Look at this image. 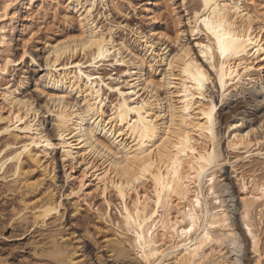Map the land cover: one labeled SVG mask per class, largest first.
Returning <instances> with one entry per match:
<instances>
[{
    "label": "bare ground",
    "instance_id": "6f19581e",
    "mask_svg": "<svg viewBox=\"0 0 264 264\" xmlns=\"http://www.w3.org/2000/svg\"><path fill=\"white\" fill-rule=\"evenodd\" d=\"M19 1L22 4L23 0L6 2H11L13 6ZM166 1L173 8V0ZM110 2L118 15L127 17L128 8H120L114 1ZM235 3L242 10L234 13L237 15L236 25H245L247 21L243 13H248L252 17V34L259 32L257 44L264 46V3L257 5L252 0H235ZM157 4V0H147L136 7L142 9L144 18L150 23L149 30L145 31L141 25H133L129 21H108L111 16V10L106 11L109 0H69L66 6L70 11V20L78 28L68 29L47 43L42 59L47 73L42 74L37 83L34 82L37 86L35 90L42 89L40 93L46 97L44 106L37 103V96L33 98V94H26L29 84L27 72L18 76L16 73V79L10 80L13 67L44 65L26 50L21 51L19 58L15 53L18 59L12 55L14 48H11L12 41L7 35V23H12V7L0 19V67L9 59L13 61L5 71L0 72V80L10 81L0 94V183H3L0 187H5L6 199L14 196L21 204L11 207L7 226L19 227L21 236L33 235L28 243L32 264H89L94 258L93 250L97 248H91L92 245L85 243L81 235L78 238L80 241L75 243L71 240L72 236L68 238L62 232L66 209L58 192L60 176L56 170L59 162L71 163L72 167L80 163L83 168L79 176L72 173V168L67 172V178L78 183L72 191L75 195L70 194L77 198L72 218L83 215V204L89 205L90 198L98 197L103 201L105 208L97 210L96 219L113 228V233L106 236L104 242L108 258L113 263L132 264L135 261L136 264H145L140 258L141 251H159L161 255L154 257L159 264H264V192L260 191L264 188V179L255 176L256 169L254 173L252 167L253 172L250 171L253 175H247L250 171H246V174L238 176L237 191L233 180L235 175L231 177L227 174L230 159L225 156L226 151L235 156L236 164L232 166L234 171L231 173L236 175L238 168L243 170L247 165L254 164L256 159L262 160L264 166V51L255 52L257 44H253L248 46L247 55L234 57L237 65L234 72L244 68L248 71L238 78L236 84L226 81L221 92L211 83H205L203 95L206 99L200 102L201 93L190 77L180 78L182 74L178 66L190 58L205 67L206 61L201 63L204 57L197 55L199 49L188 46L192 37L191 26L186 22L201 8L202 0H182L180 6L186 15L182 18L176 16L174 28L169 30L159 27ZM103 19L108 22L106 26L101 23ZM119 32H129L126 36L133 35L134 44L138 43V46L135 47L130 42L132 39L129 41ZM93 35L99 38V43L86 48L85 44ZM196 39L204 38L198 33ZM25 52L27 55H24ZM179 53H183L179 59L172 58ZM83 60L86 62L83 63ZM103 66L122 68L117 79L122 83L118 82L116 86L106 83L100 75ZM210 68L211 65L205 71L211 81L216 74ZM230 69H233L232 63L224 71L227 73ZM245 77L248 79L245 80ZM186 86L194 99L180 95ZM113 88L119 91H112ZM109 91L115 100L108 99ZM181 101H186L187 112L182 111ZM209 102L216 105L213 137L199 127L204 122L203 113ZM131 108L135 111H128ZM137 113L145 120L153 121L151 127L154 131L150 138L141 141L145 147L157 144L164 136L168 137L163 147L157 148L152 157L145 159L156 162L159 156H164V163L169 166L170 161L175 160L181 173L179 179L187 184L182 192L177 191L178 184L173 185L171 194L163 188L157 189L151 176L141 174L142 162L129 163L121 157V163L129 164L127 172L124 168H114L109 162L113 153L120 156L117 149L121 145L138 147L133 139L134 136L139 139L135 129L144 125L136 123L129 127L131 121L138 120ZM121 115L124 116L123 124L118 122ZM122 129L124 131L118 135ZM187 141L193 142L198 156L212 160L213 165L194 162L191 152L186 159ZM177 145H180L179 156L174 155ZM138 150L143 152L144 149ZM244 161L247 164H242ZM188 165L196 170L194 181L186 179ZM30 167L40 173L38 178L32 175ZM201 167L205 169L203 173L199 172ZM106 169L109 170L107 175ZM158 169L159 164L157 169L151 170L152 174L157 175ZM157 190L162 193L159 197L155 194ZM38 192H41V198L32 204L27 202V194L36 195ZM197 194L201 200L199 207L193 203ZM109 195H113L117 202V221L112 217L113 202ZM157 199L160 200L158 209L155 204ZM216 199L220 200L219 205L215 203ZM125 205L128 212L123 211ZM133 205L139 208L141 221L145 214L156 211L149 221H157L152 229L149 249L142 250L137 243V235L126 227L128 221L125 216L134 211ZM193 220L196 223L193 232L179 235L181 230L191 226ZM144 227L147 228V224ZM171 227H176L177 231L172 232ZM205 232L211 239L204 236ZM140 235L143 240L149 239L144 233ZM234 243L238 251L233 247ZM201 244L202 248L199 247Z\"/></svg>",
    "mask_w": 264,
    "mask_h": 264
},
{
    "label": "rangeland",
    "instance_id": "374dc122",
    "mask_svg": "<svg viewBox=\"0 0 264 264\" xmlns=\"http://www.w3.org/2000/svg\"><path fill=\"white\" fill-rule=\"evenodd\" d=\"M6 1H9V0H0V6L3 4V2L5 3ZM29 1H30V3H29ZM110 1H114L116 6L119 5L118 7L123 6V8H126V9L128 8L127 9V15H126L127 17H125L123 15L122 16L118 15L119 13L117 11H114V8L112 6V2H110ZM146 1L147 0H109V8H107L106 11H108L110 9L111 10L110 11L111 16H109L108 21L110 20V21H114V22H123L125 20V21H129V23H132L133 25H138V26L141 25L140 27L142 28V30L145 29V31H148L150 28L149 21L146 20V18H144V14L142 12V9H136L137 6L141 5L142 3L146 2ZM16 3L13 5L14 7L12 6V8H11L13 11L10 10L11 14H13V12H14V14L16 16L13 14L14 18H12L11 14H10V22L12 20V23H7L8 26L10 25L9 27L6 24L7 30H8V32H7L8 38H11L10 41H12L11 48L12 47L14 48V52L11 49V52H13L12 55L14 54L13 56H15L17 54V56H18L19 54H21L23 52V50H26L28 53L31 52L34 57L36 56V58H38V61L39 62L41 61V63L44 65L43 60H44V57H45L44 55L46 54V50H47V48H46L47 43H50L56 37L64 34V32L66 33L67 31L72 30L76 27L78 28V25L70 20V16H69L70 11L67 9V6H66V5H68L69 0H54V1L53 0H45V2H44V0H42V1L41 0H23L22 4L20 1L17 3V5H16ZM42 3H44V4H42ZM157 3H158L157 5H158L159 19H160L159 27L162 29H165V30L173 29L174 25H175V17L181 16V18H182L184 15H186V14H184L185 13L184 8L180 6V4L182 3V0H173V3H172V4H174L173 8L171 7V4H169L166 0H157ZM255 3L257 5H259L262 2H261V0H255ZM30 4H31V6H30ZM24 5H26V6H24ZM28 5H29V7H28ZM39 5L40 6L42 5V8H40ZM42 9H43V11H42ZM135 9H136V12H135ZM25 17H26V19H24ZM13 19H14V21H13ZM101 23L106 26V24L108 22L103 19V20H101ZM11 26H12V30H10ZM127 33H129V32H119V35H125L126 36ZM126 37H128L129 41L132 39L130 42L135 47L138 46V43L134 44L135 37H133V35H129ZM17 56H15V58H17ZM40 57H41V59H40ZM18 58H19V56H18ZM29 60L27 59V61H29ZM85 62H86V60H83V63H85ZM38 64H40V63H38ZM21 66L22 67L19 66V67H13L14 69L12 68L10 80L16 79V77L18 75H20L19 73H21V72H27L28 76H29V84H28V86H26V88L28 90L25 89L26 94L28 93L29 96H30V94H33V96H34V97L32 96L33 98H35V96H37L38 98L37 97L35 98L37 103L41 106L42 105L44 106L45 103H47L46 97L43 96V93H40L42 91V89L40 90L38 88L39 90H35L37 88L35 83H37L39 81L42 74L44 76V74L47 73L46 68L44 69L45 65L43 67H39L38 65L31 66V64H28L26 66L27 69H26V67H24V64ZM21 69H24V70L21 71ZM37 70H39V71H37ZM120 70H122V68L119 69V68H115V67L103 66L101 68L100 75L103 76L106 83H109L112 86H116V84L120 83V81L117 80L121 76ZM14 72H15V74H14ZM16 73H17V76H16ZM29 74H31V76ZM21 75H23V74H21ZM4 80L5 79L0 80V86H1L0 87V94L3 91V88L6 87L10 82L9 80L8 81L5 80L7 82H5ZM121 83H122V80H121ZM4 84H6V85H4ZM29 92H31V93H29ZM107 97L110 101L115 100V96L112 95L110 93V91L107 93ZM1 146L2 145L0 143V150L2 148ZM226 154H228V155H226ZM225 156H227L228 159H230V161L226 167L227 171L229 170L227 172V174L231 177H233V174H234L235 175L234 177L235 178L237 177V179H235L233 177L235 186L237 187V191H238V180H239L238 176L241 173L246 174L247 172L250 171V169L252 172L254 169V173H255V169H256V173H258V171H259V174H256V173L254 174V173H251V171H250V173H247V175H250V174L253 175L254 174L255 176L258 175V178L260 177L259 179H261V178H262V180L264 179V169L263 168H262L263 170L261 169V167H264L262 164L263 163L262 160L256 159L255 163L252 164L254 166L256 165L255 167L252 165H247L248 167L247 166L244 167L246 170L244 168H243V170L238 168L239 173H237V175H236L235 172L231 173V171H234L233 170L234 167H232V166H234L236 164L235 163V161H236L235 156L234 155L230 156L228 151L225 152ZM242 164H247V163L244 161V162H242ZM252 167H253V169H252ZM57 169H58V170H56L57 174H58V176H60L59 177V180H60L59 185L60 186H59L58 192L62 196V201H63V204L65 205V209H66L65 210L66 217H64L65 220L64 219L62 220V222L64 221L63 227L65 226L64 227L65 229L62 227L63 234H65L66 236L68 235L67 236L68 238L70 236H72L71 240H73V242H75V243L79 242L80 240L78 238L83 236L81 238L85 241V243H89V245H92L93 247L91 246V248L97 247L96 249L93 250L94 254H93L92 258L93 257L94 258H93L92 262H90L91 264H98V263L99 264L100 263L101 264H105V263L106 264L107 263L112 264L113 263L112 260H110V258H108L109 253L106 249L107 247H105L106 245L104 244V242L106 241L105 237L108 235H111L113 233L111 231L113 228L111 225L104 224V223L100 222L98 219H96L97 210H99V209L103 210L105 208L103 201L98 197L93 198V199L90 198L88 200L89 205L83 204V215H81L79 217L72 218L73 211H74V208H75V205L77 202V198L70 195V194H72V191L75 190L76 187H78V185H77L78 183L76 181H74V179H68L67 178V172L72 170V173L75 176H79L81 171L83 170V168H82V165L80 163L75 164L72 167L71 163H65L64 164L62 162H59V164H57ZM258 169H260V170H258ZM29 170H31L33 172L32 175L34 177L38 178L40 176V173L38 171H34V168L30 167ZM244 170H245V172H244ZM223 174H224V172H223ZM223 174L221 173L220 175H223ZM1 184H3V183L1 182L0 185ZM2 186H4V185H2ZM3 188L5 189V187H3ZM3 188H1V190H0V195H1L0 196V264H27V263L32 264L31 263L32 256H31V252L29 250L28 243L30 242V239H32L33 235L32 234H30V235L26 234L25 236L23 235L24 236L23 237V236H21L22 232L20 231L21 229L19 227H17L16 225H13L12 227L10 225L7 226V223L10 220L9 218H11L10 217L11 216L10 210L12 209L11 207H13V206L19 207V206H21V204H20V202H18V200L17 201L15 200L16 198L14 196H8L9 199L8 198L6 199L7 196H4ZM26 196H27L26 197L27 202L34 203V201H37L38 198H41L40 196H42V195H41V192H38V193H36V195H35V193H34V195L32 193H29V195L27 194ZM109 198L113 202L112 217H113L114 221H117L119 218V216H118L119 214H118V210L116 209V205H117V202H115L116 199L113 195H109ZM2 202H4V203H2ZM5 223H6V225H5ZM18 229H20V230H18ZM65 230H66V232H65ZM38 235H39V233H38ZM36 236H37V234H36ZM84 237H85V239H84ZM107 258H108V260H106ZM103 262H105V263H103ZM133 263L136 264L135 261L132 262V264ZM113 264H119V263H113Z\"/></svg>",
    "mask_w": 264,
    "mask_h": 264
},
{
    "label": "snow or ice",
    "instance_id": "6c2138e0",
    "mask_svg": "<svg viewBox=\"0 0 264 264\" xmlns=\"http://www.w3.org/2000/svg\"><path fill=\"white\" fill-rule=\"evenodd\" d=\"M254 3L255 0H252ZM264 3V0H261ZM12 7L11 2H6L2 6V11H0V19L3 18L4 14L8 12V9ZM242 10L240 9L239 5L235 3V0H202V5L199 10H197L194 15L189 16L188 20L186 21L191 26V37L189 41V47L198 48L199 52L197 55L203 56L204 63L206 61L205 67H201L200 63H195L190 58L185 60L183 64L179 65V69L181 72L180 78H191L192 82L196 85V89L200 95V102H204L206 97L203 95L205 83H211L212 87H216L218 92H221L224 87L226 86V81L236 84L238 83V78L243 75L244 72H247L248 69L244 68L240 72H234L235 67H237L234 57H239L241 55H247L248 46L257 44L259 40V32L256 35H253V29L251 26L252 17L248 15V13H243L246 17V24L245 25H236L235 21L237 19V15L234 13H240ZM199 33L200 37L204 39H196L197 34ZM180 35H184L181 33ZM80 39H84V37H80ZM99 43V38L93 35V38L85 44V47H91L93 44ZM114 50V49H113ZM264 51V46L257 44L255 48V52ZM27 55V52L24 53ZM183 53L174 54L172 57L173 59H179ZM35 61H33L34 63ZM118 63H122V61H117ZM13 61L11 59L7 60L6 64L3 67H0V72L5 71L7 65H11ZM229 63H232L233 69H230L227 73L224 69L227 67ZM211 65L210 71L214 72L216 75L209 80L208 73L205 71V68ZM79 65H77L78 67ZM171 67V65H169ZM194 68V71H190ZM83 75V74H81ZM110 78V77H109ZM176 78V77H174ZM218 78V83L216 80ZM91 79V78H90ZM99 79V77H96ZM248 78L245 77V80ZM174 87V85H172ZM112 91L118 92V88L111 89ZM210 90V89H209ZM180 95L185 96L189 99H194L193 95H190L187 90V86L185 87V91L180 93ZM182 111L187 112L188 108L186 106V101H181ZM110 107H115V105H110ZM143 107V105H140ZM123 108V103L121 105ZM216 105L209 102L207 105V110L204 111V122L199 125L200 129H203L207 132L209 137H213V130H214V119L213 113L215 111ZM128 111H135V108H131ZM145 115H150V113H146ZM138 120L131 121L129 123V127L132 124H140L144 125L143 127H137L135 131L139 135V139L137 140L134 136L133 139L136 140V144L138 147H132L130 145L124 144L121 145L117 151L120 152V156H116L115 153L109 158V162L113 164V167L116 169L124 168L127 172L129 170V164L121 163V157L124 160L128 161L129 163L132 161L142 162L141 165V174L145 177L151 176L154 183L157 185V189L163 188L166 192L171 194L173 185L178 184L177 191L182 192L184 188L187 187V184L181 181L179 178L181 173L179 171V165L175 160L170 161V166L164 163V156H159L156 162L151 160H146L145 158L152 157L153 152L156 151L157 148L163 147L164 140H167L168 137L164 136L157 144L151 145L149 147H145L144 144L141 142L150 138L154 128L151 127L153 121H147L143 117H140L139 113H137ZM155 119V118H153ZM119 123L123 124L124 116L121 115L119 118ZM124 130L122 129L119 134H122ZM168 131L170 132L171 129L169 128ZM131 134V133H130ZM182 141L184 137L181 138ZM49 143H51L49 141ZM192 141H187L184 151V156L187 159L188 152L192 153L191 159L194 162L201 161L203 163L208 164L209 166L213 165L212 160H205L203 156H198L196 152V148L192 146ZM179 147L177 145V151L174 155L179 156ZM138 148H143V152H140ZM214 152V148L212 150ZM182 163V162H181ZM159 164L158 174L153 175L151 170L157 169V165ZM165 169H167L165 171ZM189 175L186 177L187 180L194 181L196 179L195 176V169H192L191 165H188ZM108 169L105 171V175L108 174ZM205 171L204 167L199 169L200 173ZM101 179H104V176H101ZM206 179V178H205ZM139 182V181H137ZM194 187H198V185H193ZM131 188V184L128 185ZM261 192H264V188L260 189ZM156 196H161L162 193L157 190L155 192ZM75 195V193H72ZM194 206L199 207L201 200L199 194L195 196L194 199ZM215 203L217 205L220 204V200L216 199ZM156 208L158 209L160 206V200L157 199L155 201ZM134 211L129 213V215L125 216V219L128 221L126 227L129 229L130 232H134L137 235V243L140 244L141 249H149L151 246V237H152V229L155 227L157 221H153L149 223L151 217L156 215V211H152L150 214H145L143 221L140 220V210L133 205ZM124 212H128V207L125 205ZM191 212V208L188 209ZM147 224V228L144 225ZM215 227L216 225H212ZM196 227L195 220H193L191 226L186 227L185 229L181 230L179 235H187L193 232V229ZM172 232H176V227H171L170 229ZM251 231V230H250ZM141 233H144L148 240H143L141 237ZM204 236L207 239H211L208 236L207 232L204 233ZM183 247V245H181ZM199 247H203V244L199 245ZM234 248L238 249V246L234 243ZM161 253L159 251H152L150 253H145L141 251L140 258L141 260L145 261V264H159V261L154 260V257L160 256ZM78 264V262H77Z\"/></svg>",
    "mask_w": 264,
    "mask_h": 264
}]
</instances>
